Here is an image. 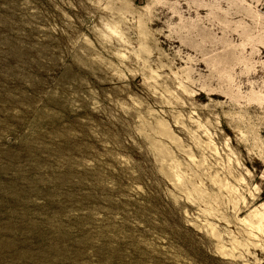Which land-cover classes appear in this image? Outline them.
Returning a JSON list of instances; mask_svg holds the SVG:
<instances>
[{
    "label": "rangeland",
    "instance_id": "obj_1",
    "mask_svg": "<svg viewBox=\"0 0 264 264\" xmlns=\"http://www.w3.org/2000/svg\"><path fill=\"white\" fill-rule=\"evenodd\" d=\"M262 203L264 0H0V264H264Z\"/></svg>",
    "mask_w": 264,
    "mask_h": 264
},
{
    "label": "bare ground",
    "instance_id": "obj_2",
    "mask_svg": "<svg viewBox=\"0 0 264 264\" xmlns=\"http://www.w3.org/2000/svg\"><path fill=\"white\" fill-rule=\"evenodd\" d=\"M217 96V95H216ZM262 207H264V203H262V205H261Z\"/></svg>",
    "mask_w": 264,
    "mask_h": 264
}]
</instances>
